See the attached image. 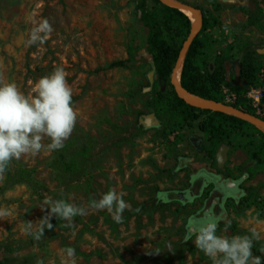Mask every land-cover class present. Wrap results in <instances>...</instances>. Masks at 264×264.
<instances>
[{
	"label": "rangeland",
	"instance_id": "rangeland-1",
	"mask_svg": "<svg viewBox=\"0 0 264 264\" xmlns=\"http://www.w3.org/2000/svg\"><path fill=\"white\" fill-rule=\"evenodd\" d=\"M176 1L204 13L193 59L198 70L213 72L222 63L225 103H234L238 92L239 103L264 119V0ZM178 10L158 0H0V79L31 94L39 78L62 66L78 113L62 149L13 160L0 180V208L9 213L0 218V264H61L67 247L75 249L76 264H212L195 247V235L184 242L189 218L203 215L218 219L217 235L255 229L253 257L264 264V132L223 110L230 116L204 112L194 119L196 112L159 79L152 53L165 43L178 50L185 21ZM44 19L53 31L43 44L29 45ZM243 60L250 61L254 81H243ZM218 125L225 133L211 140L210 164L203 149ZM194 175L208 189H226L187 201L161 198L168 189L189 191ZM109 189L129 205L121 223L107 210L89 209L70 227L53 217L39 241L26 234L27 222L35 232L47 215L46 197L87 206Z\"/></svg>",
	"mask_w": 264,
	"mask_h": 264
},
{
	"label": "clouds",
	"instance_id": "clouds-1",
	"mask_svg": "<svg viewBox=\"0 0 264 264\" xmlns=\"http://www.w3.org/2000/svg\"><path fill=\"white\" fill-rule=\"evenodd\" d=\"M52 31V25L44 19L32 29L27 43L43 44ZM67 75L62 66L55 67L34 83L31 94L23 93L15 82L5 83L0 79V180L13 160L64 147L78 120ZM46 138L50 141L47 144L44 143ZM43 204L46 207L42 210H47V215L37 222V230L33 232L32 222L25 225L26 234L37 241L43 236L45 227L52 229L53 217L67 221L66 226L70 227L74 217L86 215L89 209L107 210L115 222L121 223L122 214L129 207L123 193L115 189H109L99 199H91L87 206L51 197H46ZM8 214L6 209L0 208V218ZM218 224L213 216L190 217L184 242L195 235V247L209 257L212 264H259V258L252 253L253 241L259 238L255 229L250 235L229 237L217 235ZM62 254L61 264H76L74 248L67 247ZM36 264H44V261L38 259Z\"/></svg>",
	"mask_w": 264,
	"mask_h": 264
},
{
	"label": "trees",
	"instance_id": "trees-1",
	"mask_svg": "<svg viewBox=\"0 0 264 264\" xmlns=\"http://www.w3.org/2000/svg\"><path fill=\"white\" fill-rule=\"evenodd\" d=\"M158 2L163 5L164 7L168 9H174L178 10L176 8L167 6L165 3H163L162 0H158ZM179 11V10H178ZM183 14V13H182ZM201 18L202 22H204V13L201 11ZM251 17V15H249ZM183 17L185 19L184 21V39L182 43L179 45L178 50L168 43L161 44L157 46L152 53V61L155 67V71L159 79H161L167 86L170 87V89L174 92V94L178 97L181 104H183L185 107L191 109L192 111L196 112L193 116L194 119L199 118L200 113H213L214 115H220V116H230L224 113L220 110H213L211 108H200L196 106H192L188 103H186L177 93L175 90L174 84L172 83V74L175 69V65L177 61L179 60V51L183 47V43L188 40L190 34H191V21L189 17L185 14H183ZM145 24L148 27H151L150 21L145 19ZM157 30L165 33V27L157 26ZM199 44V33L195 34V36L192 38L190 44H188L184 57L182 60V66L180 70V85L183 89H185L190 94H193L195 96H198L200 98L210 100L216 103H220L229 107H232L234 109H237L239 111H242L250 116H253L257 119H260L264 122L263 118H260L256 115V113L253 111L252 108L249 107V105H241L238 100V96L240 95L238 92H235V95L237 96V99L234 103L227 104L224 101L225 91L224 89L228 86L226 82V75H225V67L222 63H219L216 66V69L213 72L209 73H201L198 68L196 67L194 63V57L195 52L197 50V46ZM131 55V52L129 53ZM130 59V58H129ZM127 60H117L113 61L109 64L110 67H121L126 65V63L129 61ZM259 65V63L257 62ZM251 65L250 61L243 60L240 64V75L243 79V81H254L255 77L251 74ZM232 90V89H230ZM233 92V91H232ZM237 120H242L238 117H233ZM242 122H246L242 120ZM248 125H251V123L246 122ZM256 128V127H254ZM201 130L206 133L207 128L203 124L201 127ZM225 133V129L218 125L216 127H213L210 129L207 139V146L203 149V157L205 160L212 164L215 160L213 155V146L211 145V140L215 136L223 135ZM208 185L205 186L203 184V178L198 177L191 183L190 190H184V191H176V190H165L161 193V198L166 201H187L189 198H192L196 195L198 196H210L211 193H221L220 190H223L222 186H216L212 189H208Z\"/></svg>",
	"mask_w": 264,
	"mask_h": 264
},
{
	"label": "bare ground",
	"instance_id": "bare-ground-1",
	"mask_svg": "<svg viewBox=\"0 0 264 264\" xmlns=\"http://www.w3.org/2000/svg\"><path fill=\"white\" fill-rule=\"evenodd\" d=\"M183 11L189 17V19L191 21V36H192L197 32V30L199 28L200 14L196 10H193L192 8H187V9H184ZM171 80H172L174 86L176 87L178 95L186 103H188L192 106L200 107V108H216L213 101L202 99L198 96L187 93L186 91H184L181 88V85H180V68H177L174 70ZM221 109L225 112L233 113V114H236L237 116L242 117V115H240L235 109L225 108V107H221ZM249 121H250V119H249ZM252 122L255 126H257L261 131L264 132V122L263 121L254 120ZM218 159L220 161L223 159V152L222 151L218 152ZM227 187L230 189H233L235 186H234L233 182H231V183L228 182Z\"/></svg>",
	"mask_w": 264,
	"mask_h": 264
},
{
	"label": "water",
	"instance_id": "water-1",
	"mask_svg": "<svg viewBox=\"0 0 264 264\" xmlns=\"http://www.w3.org/2000/svg\"><path fill=\"white\" fill-rule=\"evenodd\" d=\"M163 2H165L166 4H168V5H170V6H172V7H175V8H178V9H181V10H184V9H187V8H191L189 5H187V4H185V3H182V2H180V1H176V0H172V1H169V2H166L165 0H162ZM193 9V8H192ZM193 10H195V9H193ZM196 34V33H195ZM195 34L194 35H192L191 36V34H190V36H189V38H188V40H187V42H186V46H185V48H184V51L186 50V48H187V46H188V44H190V42H191V40H192V38L195 36ZM181 66H182V61H181V59L179 58V60L177 61V63H176V65H175V69H177V68H180V70H181ZM174 69V70H175ZM173 83V82H172ZM175 87V86H174ZM182 88V87H181ZM183 89V88H182ZM175 90H176V87H175ZM184 91H186L185 89H183ZM177 91V90H176ZM187 92V91H186ZM187 93H189V92H187ZM203 99V98H202ZM214 104H215V106H216V108H211V109H215V110H220V111H222V109H221V107H225V108H231V109H234V108H232V107H229V106H226V105H223V104H220V103H216V102H214ZM240 115H242V117L243 118H246V119H250V121L249 122H252V121H254V120H258V121H262V120H260V119H257V118H255V117H253V116H250V115H248V114H246V113H244V112H242V111H239V110H237V109H235ZM241 117V116H240ZM253 123V122H252ZM200 175H194L192 178H191V180L192 181H194L196 178H198ZM222 186V185H221ZM223 187V189H226V187L225 186H222Z\"/></svg>",
	"mask_w": 264,
	"mask_h": 264
},
{
	"label": "built area",
	"instance_id": "built-area-1",
	"mask_svg": "<svg viewBox=\"0 0 264 264\" xmlns=\"http://www.w3.org/2000/svg\"><path fill=\"white\" fill-rule=\"evenodd\" d=\"M259 96H260L259 93H257L256 94V100H259V98H260Z\"/></svg>",
	"mask_w": 264,
	"mask_h": 264
}]
</instances>
